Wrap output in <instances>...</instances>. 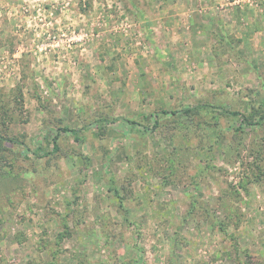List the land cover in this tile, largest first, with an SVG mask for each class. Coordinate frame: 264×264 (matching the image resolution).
<instances>
[{"label": "rangeland", "instance_id": "374dc122", "mask_svg": "<svg viewBox=\"0 0 264 264\" xmlns=\"http://www.w3.org/2000/svg\"><path fill=\"white\" fill-rule=\"evenodd\" d=\"M231 1L0 0V264H264V120L220 113L264 112V0Z\"/></svg>", "mask_w": 264, "mask_h": 264}, {"label": "trees", "instance_id": "16d2710c", "mask_svg": "<svg viewBox=\"0 0 264 264\" xmlns=\"http://www.w3.org/2000/svg\"><path fill=\"white\" fill-rule=\"evenodd\" d=\"M211 107V105H208V104H198V105H195V106H192V107H186V108H182V109H179V110H176V109H173V110H162L161 111V114L163 115H166V114H178V113H182V114H192V113H196L198 112L200 109L202 108H209ZM220 113L222 114H226V115H233V116H241L242 119L244 120V122L248 125H257V124H260L262 122V120H264V112H262L256 119L251 116H243L241 113H239L238 111H228V110H224L222 109L220 111ZM156 116L159 115V113H155ZM107 121V120H106ZM130 123H134V121H129ZM60 130H69L67 129L66 127L65 128H62ZM56 137L57 136H54L53 139H52V149L51 151H46L44 153V155H49V154H52V153H55L59 150V146L56 142ZM6 140V141H9V142H13V143H21L19 142L17 139H11V138H5V137H1L0 136V150L1 151H4V146L2 145L3 141ZM38 154V153H37Z\"/></svg>", "mask_w": 264, "mask_h": 264}, {"label": "crops", "instance_id": "0c3cea01", "mask_svg": "<svg viewBox=\"0 0 264 264\" xmlns=\"http://www.w3.org/2000/svg\"><path fill=\"white\" fill-rule=\"evenodd\" d=\"M241 1H242V0H239V2H241ZM246 1H248V0H245V1L243 2V5H245V6H246V3H245ZM235 2H236V0H232V1H231V3H235ZM237 2H238V1H237ZM239 5H240V4H239Z\"/></svg>", "mask_w": 264, "mask_h": 264}]
</instances>
